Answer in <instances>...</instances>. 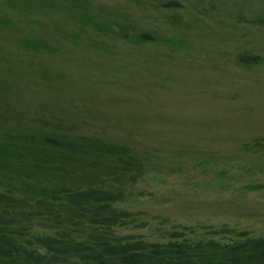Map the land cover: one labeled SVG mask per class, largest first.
Wrapping results in <instances>:
<instances>
[{"label": "rangeland", "instance_id": "obj_1", "mask_svg": "<svg viewBox=\"0 0 264 264\" xmlns=\"http://www.w3.org/2000/svg\"><path fill=\"white\" fill-rule=\"evenodd\" d=\"M139 31L164 41L123 37ZM0 117V131L72 127L138 155L144 172L118 203L130 216L112 229L121 243L166 241L180 225L264 237V0H0ZM14 178L50 181L0 167V192L21 199L32 194ZM15 205L2 200L0 215L26 226L25 247L49 261L37 237L63 228L74 264L80 219L54 209L32 221Z\"/></svg>", "mask_w": 264, "mask_h": 264}, {"label": "trees", "instance_id": "obj_2", "mask_svg": "<svg viewBox=\"0 0 264 264\" xmlns=\"http://www.w3.org/2000/svg\"><path fill=\"white\" fill-rule=\"evenodd\" d=\"M175 3L169 1L165 5ZM123 37L136 42L164 41L144 31L135 35L124 32ZM166 42L173 43L171 39ZM0 119L8 122L6 118ZM24 121H17L14 126L5 124L4 131H0V167L47 173L50 181L39 187L14 178L20 181L16 189L32 196L21 199L0 192V204L5 200L17 203L15 208H28L32 221L37 215L43 220L54 209L60 216L62 212L68 219L71 216V222L79 218L81 222H73V226L87 229L88 236L86 243L77 248L79 253L70 256L77 258L74 264H264V237H249L246 232L224 226H201V236H197L196 228L180 225L159 235L166 241L119 242L113 238L112 229L130 216L118 203L125 199L126 186L138 181L144 172L145 164L138 155L127 145L77 132L72 127H36L31 122L25 126ZM21 123L26 129L16 127ZM74 166L85 169L86 181L77 180L70 173L69 168ZM92 170L95 174L88 176ZM15 217L0 215V264H45L44 254L27 249L26 240L21 241L18 235H23L27 228L14 226L19 223ZM60 229L58 238L37 237L38 243L52 253L46 264H66L68 255L75 252L73 244L78 240Z\"/></svg>", "mask_w": 264, "mask_h": 264}]
</instances>
